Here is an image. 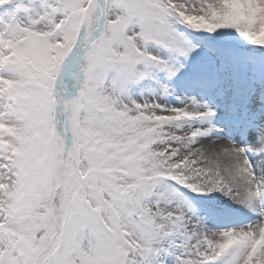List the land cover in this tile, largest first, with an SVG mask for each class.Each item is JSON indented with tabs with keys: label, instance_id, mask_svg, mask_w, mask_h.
<instances>
[{
	"label": "snow or ice",
	"instance_id": "6c2138e0",
	"mask_svg": "<svg viewBox=\"0 0 264 264\" xmlns=\"http://www.w3.org/2000/svg\"><path fill=\"white\" fill-rule=\"evenodd\" d=\"M0 264H264V0H0Z\"/></svg>",
	"mask_w": 264,
	"mask_h": 264
}]
</instances>
